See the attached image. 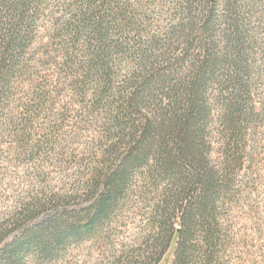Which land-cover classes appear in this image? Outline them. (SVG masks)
Returning <instances> with one entry per match:
<instances>
[{"label":"trees","instance_id":"obj_1","mask_svg":"<svg viewBox=\"0 0 264 264\" xmlns=\"http://www.w3.org/2000/svg\"><path fill=\"white\" fill-rule=\"evenodd\" d=\"M90 239L264 264V0H0V264Z\"/></svg>","mask_w":264,"mask_h":264},{"label":"rangeland","instance_id":"obj_2","mask_svg":"<svg viewBox=\"0 0 264 264\" xmlns=\"http://www.w3.org/2000/svg\"><path fill=\"white\" fill-rule=\"evenodd\" d=\"M248 173L249 169L247 167L244 168L241 172V177L244 179ZM143 207L144 202L139 199V201L134 205V209L124 214L127 218L125 220L126 226L117 228V230L121 228L122 232L115 235V240L119 244L116 248L119 247L120 249V245L125 247L123 245L124 243L129 245L132 240L137 237L138 233H140L139 227L145 224L147 218V216L143 215V212H146ZM237 226L238 223L236 224V228ZM235 252H239V248L233 249L231 251V255L234 256ZM110 253V247L106 241L100 242L97 239H90L68 246L60 259L56 263L51 264H100V262L105 263L106 259L111 256ZM27 264H35L34 259L28 260ZM161 264H166V262H162Z\"/></svg>","mask_w":264,"mask_h":264}]
</instances>
